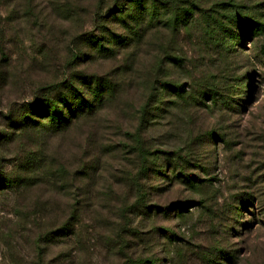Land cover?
Here are the masks:
<instances>
[{"label":"rangeland","instance_id":"374dc122","mask_svg":"<svg viewBox=\"0 0 264 264\" xmlns=\"http://www.w3.org/2000/svg\"><path fill=\"white\" fill-rule=\"evenodd\" d=\"M196 1L262 29L242 39L231 26L221 49H214L197 35L187 45L155 28L153 50L159 29L160 52L186 62L165 72V83L184 86V100L171 103L161 93L147 121L132 128L137 109L126 97L139 99L134 83L138 92H124L125 99L107 104L94 123L58 139L69 140L71 159H78L80 147L95 158V168H83V185L95 184L94 193L84 199L74 179L69 201L0 191V264H57L63 257L62 264H264V0ZM93 8L91 0H16L0 9V54L7 59L0 106L15 111L86 70L71 53L77 37L94 26ZM109 68L91 71L104 75ZM204 84L222 99L217 107L190 102ZM13 150L0 148V170L7 174L16 165ZM188 177L198 182L187 184ZM80 202L83 215L57 234L53 211ZM220 253L231 261L218 260Z\"/></svg>","mask_w":264,"mask_h":264},{"label":"trees","instance_id":"16d2710c","mask_svg":"<svg viewBox=\"0 0 264 264\" xmlns=\"http://www.w3.org/2000/svg\"><path fill=\"white\" fill-rule=\"evenodd\" d=\"M14 1L16 0H0V9ZM91 3L94 5L91 17L94 26L88 34L77 37L71 53L74 61L81 63L78 66H84L86 70L83 68L81 73H72L67 80L50 87L48 92L39 91L30 102L15 111L0 106V148L14 146L13 152L17 158L12 173L0 170V191L28 190L30 194L39 197L48 194L52 198L57 195L69 201L70 184L74 179L75 189L80 195L84 199H91L95 184L87 182L83 185L87 181L83 178V168H95V158L86 157L80 147L78 159H71L70 151L65 147L69 140L58 139L70 136L82 123H94L107 104L125 99L124 92H138L134 83L139 87V99L135 98L136 93L126 97L131 108L137 109L132 118V128L135 125L139 128L147 121L149 113L151 114L148 109L161 102V93L167 92L171 103H175L174 98L184 100V86L165 83V72L178 66L184 67L186 62L177 56L167 55L171 57L166 58L160 52L164 39L159 29L155 35L159 47L157 51L153 50L152 31L155 28L164 29L172 38H181V42L187 45L192 44L197 35L203 41H208L211 45L209 47L214 49H221L223 34H228L229 37L231 26H238V36L242 39L250 31L262 29L260 24L237 20L235 15L205 10L196 0H91ZM224 6L217 5L219 9ZM0 60V70H3L7 59L0 54ZM103 64L110 65L107 74L98 75L91 71L93 67ZM201 87L195 99L194 95L190 96V102L198 105L201 100H207L216 107L218 103H222V99L218 100L216 90L206 84ZM153 95L157 101L153 100ZM92 137L93 130L90 135ZM41 142L44 143L40 147ZM38 155L41 156V161ZM143 170L147 172L148 169ZM194 182L198 180L186 178L187 184L193 185ZM81 205V202L74 208L66 205L65 212L60 207L53 211L51 215L58 220L57 234L68 230L67 224L71 219L76 220L83 215ZM43 212L48 216L45 210ZM65 244L63 242L61 247L64 248ZM217 258L225 262L231 261L227 254L220 253ZM59 260L61 263L57 264L65 261L64 257Z\"/></svg>","mask_w":264,"mask_h":264}]
</instances>
